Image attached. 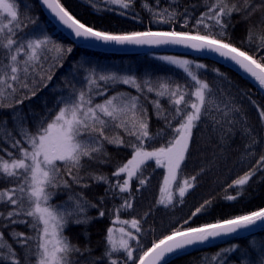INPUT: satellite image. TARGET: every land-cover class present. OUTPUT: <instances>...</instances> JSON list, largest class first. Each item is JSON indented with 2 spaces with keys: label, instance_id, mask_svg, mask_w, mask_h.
<instances>
[{
  "label": "snow or ice",
  "instance_id": "obj_1",
  "mask_svg": "<svg viewBox=\"0 0 264 264\" xmlns=\"http://www.w3.org/2000/svg\"><path fill=\"white\" fill-rule=\"evenodd\" d=\"M21 2L0 0V112H9V116L0 117V183L8 185L0 187V264H100L104 261L107 264H170L173 258L213 239L264 228V207L232 218L218 219L215 223L188 226L194 217L211 210L213 200L208 199L195 208L181 227L154 239L151 246L143 251L142 239L147 231L142 226L143 217L122 221L130 228L127 231L120 228L119 240L114 238V229L109 227L105 250L99 257L91 256L93 250L90 245L85 244L81 248L78 243H73L65 235L70 225L87 226L106 214L101 208L98 217L89 216V209L98 205L89 201L83 191H74V186L83 190L91 183H104L105 196L100 197V204L109 195L120 196L123 203L114 206L115 211L117 214L127 212L133 209L136 199L133 182L138 181L135 191H142L149 183L144 172L154 161L156 168L165 170L160 189L165 195L157 204L174 206L177 199L183 204L205 171L202 167L199 172L179 180L190 155L196 129L212 117L216 124L226 121L227 133L234 138L232 126L239 124L241 135L247 137L248 142L243 146L238 163L247 166L256 157L257 147L264 148V137L249 125L242 103L247 99L255 107L261 127H264V105L248 92L241 94L240 104L232 97L222 103L216 98L211 84L197 71L206 69L207 65L165 55L159 59L181 69L185 77L183 83L171 76L138 80L133 75H121L98 66L87 67L86 61H77L62 78V86L54 89L61 94L56 96L53 105L48 107L45 101L43 114L35 113L31 108L25 114L24 101L32 99L48 86L55 74L54 69L63 66L74 48L54 39L46 29H40L38 19L31 15L25 18L27 22L21 20ZM84 2L98 15L117 12L133 20L140 19L138 13L129 17L135 0ZM40 3L61 29L75 38L73 44L93 47L183 46L198 53L214 54L238 68L258 85L259 90L264 91V0H199L184 7H181V0H167L164 7L160 6V0H154V5L150 0H141V7L150 14V23L168 25L169 30L153 31L149 28L121 32L97 30L95 24L87 25L70 12L62 0H40ZM201 7L204 10L196 16L195 10ZM257 13L260 19L255 25L249 24L240 42L249 47L237 45L229 33V28L235 26L233 17L249 21ZM177 24L188 30H177ZM30 26L31 33L26 31ZM253 46L254 51L251 50ZM81 71L82 77L79 76ZM212 71L218 77L225 76L219 69ZM118 85L134 88L136 95L129 91L115 92ZM110 91L114 94L108 95ZM151 93L155 94V99L149 101L152 113L163 122L155 132L144 103ZM164 100H167V107ZM214 112L220 113L221 119H215ZM29 116L34 117L31 122ZM110 129H116L118 134L110 137ZM227 133L221 136V143L226 142ZM158 141L162 143L154 147ZM107 145L130 149V158L119 164L111 177L98 171H85L90 162L110 163ZM262 173L264 153L228 185V188L236 189L235 195L224 198L227 201L239 199L252 178ZM112 178H115L114 183ZM258 182H264V175H260ZM174 184H179L175 190ZM61 192H67V198L53 203ZM149 214L144 213V217ZM18 224L24 225L28 232L17 231L15 226ZM254 243L250 242V246ZM17 248L22 250V254ZM234 251H240L236 244L221 249L212 255V264H228V256ZM85 253L88 260L81 261L79 257ZM201 259L207 261L208 257L205 255ZM239 264H264V247L259 248L255 259L246 250L241 252Z\"/></svg>",
  "mask_w": 264,
  "mask_h": 264
},
{
  "label": "trees",
  "instance_id": "obj_2",
  "mask_svg": "<svg viewBox=\"0 0 264 264\" xmlns=\"http://www.w3.org/2000/svg\"><path fill=\"white\" fill-rule=\"evenodd\" d=\"M150 2L154 5V0H150ZM166 2L167 0H160V6L164 7ZM198 2L199 0H181V7ZM62 3L82 22L89 26L95 24L97 30L121 32L145 31L151 28L153 31H167L170 28L168 25L150 23V14L141 7V0H135V7L129 13V17L132 14L138 13L140 17L138 20L120 16L117 12H104L103 15H98L84 0H62ZM116 7L118 8V6ZM203 10L202 7L198 8L194 14L198 16L200 11ZM19 14L21 20H25L28 15L38 19L40 29H46L54 39L62 42L66 46L72 45L74 48V51L64 61L63 66L54 69L55 74L53 75V79L48 83V86L42 88L32 99L24 101L22 107L25 114L29 112L30 108L35 113L43 114L45 101H47L48 107L53 105L56 96L61 94L60 91H54V89L62 86V78L69 73L73 63L77 61H86L87 67L98 66L106 71H115L121 75H133L138 80H156L157 77L161 76H171L181 83L185 80L182 70L160 62L153 56V53H159L160 51L144 49L129 53H110L87 48L81 44H73V40L48 18L39 0H22L19 5ZM259 19V13L252 16L249 21H244L239 16H234L233 24L235 26L229 28L232 40L237 45L245 48L249 47L247 44L241 45L240 42L244 39L249 24L255 25ZM25 22L27 21L25 20ZM194 22L193 20L192 23ZM176 29L188 30L181 29L179 24L176 25ZM26 31L31 33V26ZM251 50H255L254 46ZM180 54L187 56L190 61L207 65L206 69H199L197 71L201 74L202 79H206L211 84L214 93L220 94L225 99L229 97L235 98L237 104H240L241 94L248 92L259 104L264 105V93L250 79L236 70L222 62L200 54L184 52ZM212 69H219L221 73L225 74L224 78L218 77L217 73L213 72ZM79 76H83L82 71L79 73ZM114 91H129L133 95H136L135 89L128 85L115 86ZM112 94H114L112 91L108 93V95ZM153 99H155V94L151 93L148 96V100L144 101V103L150 114L152 131L155 132L163 126V122L158 120L152 113V106L149 101ZM97 102H100V98H97ZM163 103L167 107V100H164ZM242 110L248 117L249 125L253 127L256 133L264 137V127L259 125L255 107L247 99L243 100ZM6 116H9L8 111L0 112V117ZM214 116L217 119L216 115ZM28 119L31 122L34 117L29 116ZM9 125L11 126V121H9ZM227 127L221 130L217 127L212 117H209L196 129L191 152L180 178L184 179L186 176H191L199 172L202 167L205 168V171L198 177L197 186L186 195L183 204L179 203L178 199L174 206L165 207L163 204H157L164 169L156 168L154 161H152L144 172V175L149 177V183L140 192L135 191L138 181H134L132 184L136 199L133 209L127 212L117 214L115 211L114 206L123 203V199L120 196L113 197L109 195L105 197L104 203L100 204V197L105 196L106 185L104 183H91L88 188L83 190L79 186H74V191H83L89 201L98 205L97 208L89 209V216L98 217L99 209L101 208L105 210L106 214L103 218L94 219L87 226L70 225L65 235L69 236L73 243H78L81 248L85 244L90 245L93 250L91 256L99 257L105 250L106 232L112 226L114 219L130 220L133 217L138 219L143 217L142 226L147 230L146 236L142 239V243L144 244L143 251L151 246L154 239H160L163 235L169 234L174 228L181 227L184 221L188 220L192 215L195 208L199 207L205 200H213L211 210L194 217L189 221L188 226L198 227L203 223H215L218 219L232 218L235 215L246 214L248 211L264 207V182H258L260 181V175H264V173L252 178L246 186L243 196L239 199L227 201L224 198L226 195H235L236 189L228 188V185L247 171L251 167V164L255 163V159L264 153V148L258 146L256 157L251 160V163L247 166H241L238 163V159L248 139L241 135L242 129L239 124H237V129H233L235 131L234 138L231 133H227ZM225 133H227L226 142L221 143V136ZM116 134H118L116 129H110L108 131L110 137ZM119 134L122 135V131ZM160 143L162 142L158 141L153 146L159 147ZM107 151L111 154L110 163L98 164L90 162V167L86 168L85 171H98L100 173H106L111 177L116 167L131 156V150L124 147L117 148L113 145H107ZM112 180L114 183L115 178H112ZM122 180L123 176H121ZM7 186V184L0 183V187ZM67 195V192L59 193L53 203H59L65 200ZM124 198L127 197L125 196ZM146 212L150 214L144 217V213ZM15 227L17 231L28 232V229L24 225L18 224ZM153 229L155 230L154 232ZM252 241L255 243L250 246V242ZM233 244L238 245L240 251H234V253L229 254L228 264H234V262L235 264H239L241 252L245 250L255 259L258 255L259 248L264 247V228L190 250L186 254H181L173 258L170 264H212V255L221 249L229 248ZM133 245H135V242H133ZM253 248H256V251H253ZM17 251H20L22 254L21 249L17 248ZM138 255L139 253L137 254V259ZM205 255L208 257L207 261L201 259ZM79 259L81 261H87L88 254L85 253ZM100 264H107V262H100Z\"/></svg>",
  "mask_w": 264,
  "mask_h": 264
},
{
  "label": "water",
  "instance_id": "obj_3",
  "mask_svg": "<svg viewBox=\"0 0 264 264\" xmlns=\"http://www.w3.org/2000/svg\"><path fill=\"white\" fill-rule=\"evenodd\" d=\"M44 8V7H43ZM45 12L47 13V15L49 16V18L58 26L60 27L56 21L53 19V17L50 15V13L44 8ZM63 30V29H62ZM68 36H70V38H72L73 40L75 39L72 35L69 34L68 31L64 30ZM83 46L85 47H89V48H92V49H100V50H103V51H106V52H115V53H127V52H134V51H139V50H142V49H155V50H159V51H166V52H192V53H197V54H201L203 56H206L208 58H211V59H214V60H217V61H220L224 64H226L227 66L233 68L234 70L238 71L239 73L243 74L244 76H246L244 73H242L238 68L234 67L232 64L230 63H227V62H224L222 59L216 57L214 54H207V53H198V52H195L194 50H191V49H188V48H185L183 46H149V45H111V46H101V47H93V46H88V45H85V44H82ZM247 77V76H246ZM248 78V77H247ZM253 82V81H252ZM254 83V82H253ZM255 84V83H254ZM256 85V84H255ZM258 86V85H257ZM264 93V91H263ZM259 227L255 228L253 231L255 230H258ZM252 232V231H251ZM243 233H246V232H241L239 234H234L232 236H228V237H222V238H216V239H213L211 240L209 243H206L202 246H205V245H208V244H213V243H216V242H220V241H223V240H226L228 238H231V237H234V236H237V235H240V234H243ZM202 246H197L193 249H196V248H199V247H202ZM193 249H189L188 251L190 250H193Z\"/></svg>",
  "mask_w": 264,
  "mask_h": 264
},
{
  "label": "rangeland",
  "instance_id": "obj_4",
  "mask_svg": "<svg viewBox=\"0 0 264 264\" xmlns=\"http://www.w3.org/2000/svg\"><path fill=\"white\" fill-rule=\"evenodd\" d=\"M165 55H167V56H176V57H180V58H182V59H188L189 60V58L187 57V56H185V55H182V54H178V53H168V52H161V53H153V56L157 59V60H159L160 62H163V63H166V64H168L167 62H165V61H162V60H160L159 59V57L160 56H165ZM168 65H170V64H168ZM173 66V65H172ZM175 67V66H174ZM181 70V69H180ZM215 94V96H216V98L219 100V101H221L222 103H226L227 102V99H225L224 97H222V96H220V94H218V93H214ZM214 115H216V117H217V120H219V119H221V115H220V113H213ZM232 117H229V119H231ZM228 125H227V122L226 121H223L222 123H220V124H217V127H219L221 130H224L226 127H227ZM233 129L235 130V129H237V124H235V125H233ZM164 176H165V170H164ZM164 176H163V180H162V183H161V187L163 186V182H164ZM180 180V179H179ZM180 181H182V180H180ZM179 187V184H174V189L173 190H175V188H178ZM165 194L164 193H161V191H160V195H159V199H161V197L162 196H164ZM131 220V219H130ZM122 221H125V220H121V219H114L113 220V224H112V226H110L111 228H113L114 229V232H113V235H114V238L115 239H117V240H119L120 239V228L121 227H124L125 228V231H127V230H129V228H130V225H124V224H122L121 222Z\"/></svg>",
  "mask_w": 264,
  "mask_h": 264
}]
</instances>
